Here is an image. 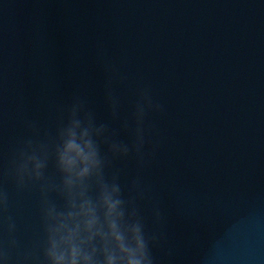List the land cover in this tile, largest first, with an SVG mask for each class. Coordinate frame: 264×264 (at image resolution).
Segmentation results:
<instances>
[{"label":"water","instance_id":"water-1","mask_svg":"<svg viewBox=\"0 0 264 264\" xmlns=\"http://www.w3.org/2000/svg\"><path fill=\"white\" fill-rule=\"evenodd\" d=\"M143 89L162 110L145 115L141 155L120 159L103 138L98 145L105 180L115 178L155 236L154 264H264V3L0 0L7 264H44L45 200L58 210L65 201L55 190L42 199L41 188L61 183L52 150L72 103L80 100L111 140L132 144ZM27 139L49 145L48 162L41 181L17 187L14 161ZM88 194L95 198L94 186Z\"/></svg>","mask_w":264,"mask_h":264},{"label":"clouds","instance_id":"clouds-1","mask_svg":"<svg viewBox=\"0 0 264 264\" xmlns=\"http://www.w3.org/2000/svg\"><path fill=\"white\" fill-rule=\"evenodd\" d=\"M264 3V0H260ZM106 100L115 118L118 100L106 85ZM162 106L154 103L150 91H140L134 105V142L126 144L111 140L107 126L97 125L91 111H86L80 100L72 103L64 124L58 128L52 150L55 168L62 180L59 186H42V199L48 191H57L65 201L64 209L45 200L43 209L44 264H154L149 253L153 243L145 234L144 223L135 208L121 198V187L115 178L106 181L104 169L107 160L99 152L98 141L104 139L112 157L125 159L129 153L140 156L145 147V130L142 122L149 111L159 112ZM123 127H127L124 122ZM29 127H32L31 125ZM49 145H34L27 139L19 148L14 161V177L17 187L26 180L41 181L47 166ZM142 159V157H141ZM94 186L96 196H89ZM5 196L0 192V211ZM153 217L159 221V208ZM14 223L8 222L9 233ZM14 246V241L10 242ZM0 264H7V257L0 247Z\"/></svg>","mask_w":264,"mask_h":264}]
</instances>
